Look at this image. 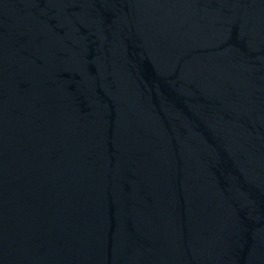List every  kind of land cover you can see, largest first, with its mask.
<instances>
[{
    "label": "water",
    "instance_id": "1",
    "mask_svg": "<svg viewBox=\"0 0 264 264\" xmlns=\"http://www.w3.org/2000/svg\"><path fill=\"white\" fill-rule=\"evenodd\" d=\"M0 264H264V0H0Z\"/></svg>",
    "mask_w": 264,
    "mask_h": 264
}]
</instances>
